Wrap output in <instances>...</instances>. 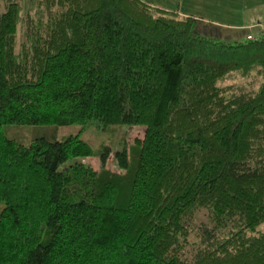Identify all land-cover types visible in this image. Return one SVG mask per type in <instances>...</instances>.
Instances as JSON below:
<instances>
[{"label":"trees","instance_id":"16d2710c","mask_svg":"<svg viewBox=\"0 0 264 264\" xmlns=\"http://www.w3.org/2000/svg\"><path fill=\"white\" fill-rule=\"evenodd\" d=\"M144 0H0V264H264V36ZM9 123L53 125L28 143ZM144 123L122 169L58 125ZM109 148L101 149L105 160Z\"/></svg>","mask_w":264,"mask_h":264},{"label":"rangeland","instance_id":"374dc122","mask_svg":"<svg viewBox=\"0 0 264 264\" xmlns=\"http://www.w3.org/2000/svg\"><path fill=\"white\" fill-rule=\"evenodd\" d=\"M156 7L191 14L200 20L196 33L224 41H244L251 34L264 36V0H144ZM37 0H21L24 13L36 8ZM53 125L9 123L4 125L5 133L28 143L33 137L45 134ZM147 130L144 123H116L98 125L80 123L58 125V138L79 133L97 152L72 158L95 168L106 167L122 170L117 162L116 152L124 146H130L137 138H143ZM109 148L104 160L101 149Z\"/></svg>","mask_w":264,"mask_h":264}]
</instances>
